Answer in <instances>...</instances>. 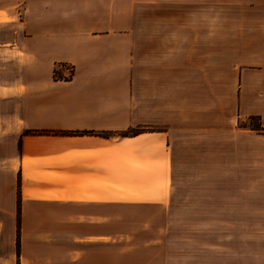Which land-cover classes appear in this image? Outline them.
I'll list each match as a JSON object with an SVG mask.
<instances>
[{"label": "crops", "instance_id": "0c3cea01", "mask_svg": "<svg viewBox=\"0 0 264 264\" xmlns=\"http://www.w3.org/2000/svg\"><path fill=\"white\" fill-rule=\"evenodd\" d=\"M18 5L19 76L0 82V264L79 263L125 208L207 232L208 253L229 254L210 264H264V0H13L0 22ZM233 24L239 61L220 70L217 26ZM217 72L235 75L236 119L260 128L230 117L218 166L178 175L184 123L228 83Z\"/></svg>", "mask_w": 264, "mask_h": 264}, {"label": "rangeland", "instance_id": "374dc122", "mask_svg": "<svg viewBox=\"0 0 264 264\" xmlns=\"http://www.w3.org/2000/svg\"><path fill=\"white\" fill-rule=\"evenodd\" d=\"M13 0H0V7L10 5ZM127 1L121 2V12L126 11ZM16 19L10 21L3 19L0 22V82H13L19 76V66L15 63V57H19V52L9 50L13 48V43L19 39L16 32V20L19 18V5L12 8ZM238 9H219L217 16L225 18L238 17ZM125 16H121V21ZM126 23H120V27L125 28ZM216 37V64L220 70L228 65H234L239 61L237 55V42L234 40V32L238 30V25L217 26ZM238 32V31H237ZM232 38V40H230ZM172 47H169V50ZM174 63V62H173ZM8 64V68H5ZM71 66L66 67L67 76L72 74ZM58 75V74H56ZM221 81L228 82L225 85L217 83L216 100L213 109L207 110V105H201L198 119L194 127L191 122L184 123L185 135L183 140L185 145L178 153V160L181 166L178 175L183 176H207L208 166L212 161L216 165L222 161V135L224 124L231 117L232 122L236 121L235 127L260 128V122L256 117H249L240 120L237 117L235 98L238 88L235 85V78L231 72H217ZM231 83L232 87H227ZM225 85V86H224ZM227 98L225 101L224 98ZM207 99H205L206 101ZM203 102V101H202ZM201 102V103H202ZM191 119L193 114L191 113ZM195 118V117H194ZM159 129V125L154 126ZM175 128V126H174ZM215 130V143L212 146L206 144L208 131ZM192 135V136H191ZM189 143H186V142ZM197 141L196 143H194ZM218 171H222L217 169ZM117 215L113 218H106L103 230L102 246L95 248V240H87L82 244L89 251L87 257L79 258V263L72 264H210L209 256L223 257L229 255L223 249L216 248L212 255L208 253L207 244L214 243L209 240L207 232L195 233L189 230V226H176L175 218H170L167 224L161 222V217L157 215L145 214L139 210H116ZM216 243H222L217 235ZM220 245V244H219ZM93 246V247H92ZM74 248V247H73ZM94 248V249H93ZM93 249V250H92ZM226 253V254H225Z\"/></svg>", "mask_w": 264, "mask_h": 264}, {"label": "trees", "instance_id": "16d2710c", "mask_svg": "<svg viewBox=\"0 0 264 264\" xmlns=\"http://www.w3.org/2000/svg\"><path fill=\"white\" fill-rule=\"evenodd\" d=\"M34 133H58V132H55V131H34ZM59 133H62V132H59ZM74 134H80V135H83V134H89V133H93L91 131H80V132H73ZM20 247V232H19V239H17V247Z\"/></svg>", "mask_w": 264, "mask_h": 264}]
</instances>
